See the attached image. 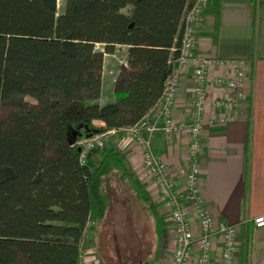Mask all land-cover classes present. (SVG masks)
I'll return each mask as SVG.
<instances>
[{"label": "trees", "instance_id": "16d2710c", "mask_svg": "<svg viewBox=\"0 0 264 264\" xmlns=\"http://www.w3.org/2000/svg\"><path fill=\"white\" fill-rule=\"evenodd\" d=\"M220 1L205 12L218 17ZM192 2L65 0L60 11L58 0H0V112L9 107L0 114V264H79L86 231L106 220L115 175L147 202L115 148L82 163L76 143L83 130L135 125L160 101ZM117 45L128 47L130 69L100 104L104 54Z\"/></svg>", "mask_w": 264, "mask_h": 264}, {"label": "crops", "instance_id": "0c3cea01", "mask_svg": "<svg viewBox=\"0 0 264 264\" xmlns=\"http://www.w3.org/2000/svg\"><path fill=\"white\" fill-rule=\"evenodd\" d=\"M127 53L126 45H117L113 52L104 54L100 104L114 100L119 77L130 69ZM198 57L243 59L246 62L247 95L231 112L235 119L226 123L210 122L220 114L212 103L218 98L232 99L235 92L227 86L216 85L214 80L218 77L230 79L235 70L229 65L216 64L208 70L200 192L214 221L236 228V264H264V228H256L254 224L256 217L264 215V3L221 0L218 17L205 12L196 31L194 58ZM194 73L193 59L181 73L173 106L175 122L190 124L193 119ZM158 109L159 102L148 115L156 114ZM94 124L105 125L100 120H95ZM109 141L108 146L121 154L129 172L141 185L147 202L142 203L129 183L115 175L109 182L111 204L106 220L96 231H89L91 236L88 240L82 239L85 264H128L126 259L121 261L100 252L99 242L107 235L106 228L112 225V221L116 222L112 213L117 209L126 213L140 210L147 218L143 220L146 226H159L158 231L155 230L158 237L156 246L149 255L138 259L133 257L130 260H134L132 264H172L175 239L169 203L160 195L154 178L145 169L136 141L124 131L114 133ZM189 145L188 131L167 134L160 129L152 139L155 153L169 166L179 189L185 188L186 184L185 176L178 170L189 164ZM100 157V152H91L89 161L98 164ZM128 216L124 215L123 220ZM121 220L122 215L119 214L118 221L122 226L136 223L135 219ZM192 221L196 232L199 231L193 213ZM216 247L219 248V240ZM218 253L217 249L213 254V264H220ZM190 264H196V259L193 258Z\"/></svg>", "mask_w": 264, "mask_h": 264}, {"label": "built area", "instance_id": "2783aa9c", "mask_svg": "<svg viewBox=\"0 0 264 264\" xmlns=\"http://www.w3.org/2000/svg\"><path fill=\"white\" fill-rule=\"evenodd\" d=\"M208 0H193L184 14L180 56L177 65L168 78L164 93L159 101L158 112L146 115L137 124L122 129H106L90 133L77 141L80 148V160L86 163L94 150L103 152L111 136L124 131L138 144L143 165L154 178L160 195L171 207L175 250L172 264H213L214 252L218 249L220 264H236V228L225 223H216L200 192V158L204 152L205 113L208 106L207 86L208 70L213 64L229 65L235 70L230 79L215 78L218 86H227L234 90L232 99H216L212 106L220 114L211 119V123H226L235 119L231 113L247 95V78L243 59L223 60L219 58H194L196 31L201 26ZM195 61V81L193 119L190 124L175 122L173 106L180 84L181 73L191 61ZM229 112V113H228ZM179 133L188 131L190 137L189 164L178 173L185 176V188L179 189L169 166L158 156L152 146V139L157 131ZM192 213L199 224V231L193 227ZM256 228H264V215L254 220ZM219 240V248L216 247ZM84 254L80 252L79 264H85Z\"/></svg>", "mask_w": 264, "mask_h": 264}, {"label": "rangeland", "instance_id": "374dc122", "mask_svg": "<svg viewBox=\"0 0 264 264\" xmlns=\"http://www.w3.org/2000/svg\"><path fill=\"white\" fill-rule=\"evenodd\" d=\"M58 3H59L60 11H61L65 3V0H58ZM97 48L98 50H103V45L98 44ZM26 100L32 103H36V100L31 96H27ZM8 111H9L8 105L4 104L0 112L1 117H4ZM89 134L90 133L83 130V133L78 138V140L82 139L83 137H87ZM109 142L110 141L107 142L106 146L109 145ZM94 151H97V150H94ZM119 214L122 215L121 221L123 222L124 220L133 221V219H135L136 223L133 226L131 225L122 226L120 222L118 221ZM126 214H129V216L128 218L126 217V219L123 220L124 215ZM112 218L117 223L112 221L113 222L112 225L106 228V231H108V233L105 237L101 238V241L99 242L101 249L103 250V252H101L102 253L101 255L111 257V258H117V259L119 258V260L121 261H124L126 259V262L128 264L129 263L132 264L134 260L133 261H130V260L133 259V257L138 259L141 256L150 254V251H152V249L156 246V243L158 240V237L155 234V230L158 231L159 226L157 227L146 226L145 222L143 221L146 218L144 216V213L137 209H134L129 213L128 211L126 213L124 211L117 209L112 213ZM108 224H109V220H108ZM86 233L87 234H85L83 238H86V240H88V236H91V235L89 234V230L86 231ZM84 248L85 247L81 245L80 252L82 254L84 253ZM99 257L101 258V256ZM18 264H21V262H19Z\"/></svg>", "mask_w": 264, "mask_h": 264}, {"label": "water", "instance_id": "95a60500", "mask_svg": "<svg viewBox=\"0 0 264 264\" xmlns=\"http://www.w3.org/2000/svg\"><path fill=\"white\" fill-rule=\"evenodd\" d=\"M145 264V263H144Z\"/></svg>", "mask_w": 264, "mask_h": 264}]
</instances>
